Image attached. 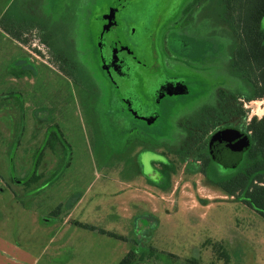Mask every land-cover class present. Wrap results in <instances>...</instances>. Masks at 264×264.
<instances>
[{
    "label": "rangeland",
    "instance_id": "1",
    "mask_svg": "<svg viewBox=\"0 0 264 264\" xmlns=\"http://www.w3.org/2000/svg\"><path fill=\"white\" fill-rule=\"evenodd\" d=\"M112 1L0 0L5 25H26L20 39L0 30V264H117L129 243L74 222L130 236L133 223L137 234L148 217L157 224L148 243L160 256L141 264H264V220L203 175L187 174L182 164L166 189L147 181L154 177L150 161L162 158L142 153L132 136H123L116 108L124 95H117L115 80L107 79L93 58L95 31L102 27L96 13ZM217 4L133 0L117 16L131 34L136 30L134 50L143 57V29L159 30L175 12L186 40L212 31L218 38L228 26L216 17ZM62 62L68 74L59 70ZM27 63L32 76L11 75ZM242 108L241 117L229 119L240 130L264 115L260 100ZM43 109L71 147L70 164L52 176L57 158L46 150L38 168L41 181L27 185L46 136V125L33 113ZM198 145L194 141L193 150ZM72 197L77 201L65 214H52ZM213 246L227 253V263Z\"/></svg>",
    "mask_w": 264,
    "mask_h": 264
},
{
    "label": "trees",
    "instance_id": "2",
    "mask_svg": "<svg viewBox=\"0 0 264 264\" xmlns=\"http://www.w3.org/2000/svg\"><path fill=\"white\" fill-rule=\"evenodd\" d=\"M119 1L120 5H125L133 0ZM169 1L162 0V4ZM188 1L190 0H184L186 3ZM202 1L194 0L199 4ZM115 4L112 1L108 7ZM216 11V17L228 26L219 30L218 38L214 37L215 32L212 31L204 38L186 40V34L176 26L181 17L179 12H175L172 18L162 23L159 30L145 27L140 47L143 57L123 44L121 49L126 53L123 52L124 57L112 67L113 75L109 79L115 80L118 96L123 94L127 101H136L139 94L144 101L155 104L157 109L152 123L150 121L152 125L149 121L146 122L151 125L147 127L151 136V147L147 150L162 158L150 161L154 177L151 179L147 176V181L151 185L166 189L171 175L183 164L187 174L201 173L207 182L264 220V115L261 118H250L241 130L235 125L220 127L232 116L239 118L243 115V103L255 100L264 102V0H218ZM182 14H188L187 9ZM25 26L12 22L5 25L0 20V30L15 39H20V30L26 28ZM135 35L136 30H133V36ZM222 38H228L229 41ZM162 48L170 58L167 64L164 63ZM113 55L111 53V60L114 59ZM58 67L61 72L69 73L63 62ZM120 72L124 74L121 75ZM33 74L34 69L28 63L24 68L11 72L16 78ZM135 87L138 94L134 91ZM163 90L169 104L167 111L158 110L156 107L159 104V93ZM144 92L148 93L145 97ZM17 101L20 106V101ZM124 101L119 98L117 100L118 122ZM33 115L37 123L46 125V136L43 145L34 154L33 171L25 182L27 185L41 181L43 174L38 172V168L46 150L56 154L57 158L52 176L67 168L71 159V147L58 126L52 123L49 111L37 110ZM133 127L128 120L126 132L136 139L137 136L133 137ZM227 129L237 130L249 140V147L243 153L241 161L231 167H227L219 158L225 145L220 132ZM139 137L142 138L143 135ZM194 141L199 144L196 150L192 148ZM155 147H161L163 151L157 152ZM168 154L172 156L171 159ZM76 201L77 197L65 204H59L52 214L60 217ZM153 220L155 219L152 217L145 218V225L143 228L138 227L137 234L136 224L133 223L130 236H122L80 222H74V225L129 243V250L117 264H141L145 260L160 256L148 243L157 226L156 220ZM213 247L227 263L228 255L221 246ZM169 256L172 257L171 254Z\"/></svg>",
    "mask_w": 264,
    "mask_h": 264
},
{
    "label": "flooded vegetation",
    "instance_id": "3",
    "mask_svg": "<svg viewBox=\"0 0 264 264\" xmlns=\"http://www.w3.org/2000/svg\"><path fill=\"white\" fill-rule=\"evenodd\" d=\"M114 2H118L119 0H113ZM118 4V3H117ZM124 6L122 3L121 5L118 4L116 6V10L111 15L112 6L109 8L106 6L101 12L96 13V18L101 20L102 27H98L95 31L96 40L95 43L93 42V58L95 61V64H97L99 70L102 72V74L109 79V76L111 77L113 75L112 67L117 64L116 61H118L120 58L124 57V53L126 51L122 50L121 47L123 44L130 47L132 52H136L134 50V38L133 36V30L132 34L130 33V29L124 27L123 22L121 20L120 16H117V13L119 12V8ZM123 24V25H122ZM132 41V42H131ZM154 42V40H153ZM162 52H164V63L167 64L169 62V57H167L165 51L163 48L161 49ZM124 52V53H123ZM111 53H114V61L110 59ZM136 54V53H135ZM168 59V61L166 60ZM139 63H141L139 61ZM121 75H123V72H120ZM138 80L141 81V77L138 76ZM142 85L143 82H142ZM171 92V91H169ZM165 90L161 91L159 93L157 101L159 102L158 110L163 109L164 111H167L169 108V104L167 103V98L164 95ZM148 93H143V96L145 97ZM161 97V98H159ZM139 95L136 96V101L133 99L131 101H127L126 99H121L122 101L125 100L122 104L123 112L120 115L119 118V126L121 127V133L123 136L128 140V137L130 136L129 132H126L127 130V122H131L134 125L135 131L133 132V137H136V142L142 145V153L148 152L147 149H149L151 144L149 143L150 139V131L148 130L149 126L152 124V118L155 117L156 108L155 104H151L149 102L144 101ZM231 118H235L232 116ZM151 121V125L146 124V122ZM225 125H230L229 120L228 122H224L220 125L225 127ZM148 127V128H147ZM221 128V129H222ZM143 135V137H139ZM141 138V139H139ZM155 151V150H154ZM170 155V154H168ZM198 174V173H197ZM201 174V173H199ZM202 175V174H201Z\"/></svg>",
    "mask_w": 264,
    "mask_h": 264
},
{
    "label": "water",
    "instance_id": "4",
    "mask_svg": "<svg viewBox=\"0 0 264 264\" xmlns=\"http://www.w3.org/2000/svg\"><path fill=\"white\" fill-rule=\"evenodd\" d=\"M117 3L120 4L121 1ZM117 3L112 6L111 15L116 10ZM220 136H222L225 141V145L219 154L220 160L224 161L227 167L238 164L242 159L243 153L246 152L249 147L248 138L244 134L233 129L221 131Z\"/></svg>",
    "mask_w": 264,
    "mask_h": 264
}]
</instances>
